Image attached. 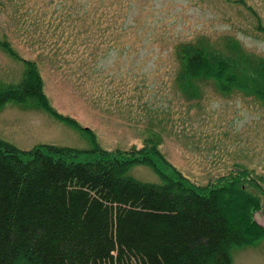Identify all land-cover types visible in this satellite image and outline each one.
I'll return each instance as SVG.
<instances>
[{"label":"rangeland","instance_id":"obj_1","mask_svg":"<svg viewBox=\"0 0 264 264\" xmlns=\"http://www.w3.org/2000/svg\"><path fill=\"white\" fill-rule=\"evenodd\" d=\"M18 2L2 1L0 37L5 33L22 59L37 63L51 105L91 130L103 149L140 148L154 134L166 160L198 185L240 170L264 177V101L235 90L222 94L211 82L193 97L175 83L180 43L196 40L222 51L231 39L264 59V0ZM22 72V61L0 50V83H17ZM0 139L22 151L92 148L66 122L12 103L0 111ZM129 175L160 183L145 165L132 166ZM260 198L254 218L264 227ZM231 256L233 264H264V238Z\"/></svg>","mask_w":264,"mask_h":264},{"label":"trees","instance_id":"obj_2","mask_svg":"<svg viewBox=\"0 0 264 264\" xmlns=\"http://www.w3.org/2000/svg\"><path fill=\"white\" fill-rule=\"evenodd\" d=\"M15 48L4 33L0 50L21 60L23 72L17 83H0V111L7 103L42 109L81 131L92 148L22 151L0 139V264H233V249L264 238L254 218L262 209V175L240 170L198 185L166 160L154 134L140 148L103 149L91 130L51 105L37 63ZM176 52L175 83L185 94L194 97L211 82L222 94L235 90L264 101V59L235 40L222 51L193 40ZM138 164L160 183L131 177Z\"/></svg>","mask_w":264,"mask_h":264}]
</instances>
